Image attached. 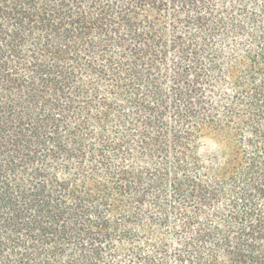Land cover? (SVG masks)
<instances>
[{"label":"trees","instance_id":"trees-1","mask_svg":"<svg viewBox=\"0 0 264 264\" xmlns=\"http://www.w3.org/2000/svg\"><path fill=\"white\" fill-rule=\"evenodd\" d=\"M0 264H264V0H0Z\"/></svg>","mask_w":264,"mask_h":264}]
</instances>
